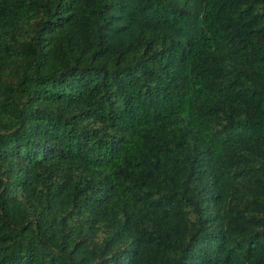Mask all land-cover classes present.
I'll return each mask as SVG.
<instances>
[{
    "label": "trees",
    "instance_id": "1",
    "mask_svg": "<svg viewBox=\"0 0 264 264\" xmlns=\"http://www.w3.org/2000/svg\"><path fill=\"white\" fill-rule=\"evenodd\" d=\"M0 264H264V0H0Z\"/></svg>",
    "mask_w": 264,
    "mask_h": 264
}]
</instances>
